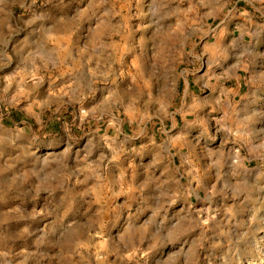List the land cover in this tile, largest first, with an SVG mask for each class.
<instances>
[{
  "label": "rangeland",
  "instance_id": "obj_1",
  "mask_svg": "<svg viewBox=\"0 0 264 264\" xmlns=\"http://www.w3.org/2000/svg\"><path fill=\"white\" fill-rule=\"evenodd\" d=\"M0 264H264V0H0Z\"/></svg>",
  "mask_w": 264,
  "mask_h": 264
}]
</instances>
